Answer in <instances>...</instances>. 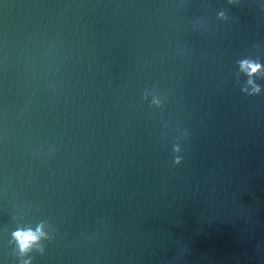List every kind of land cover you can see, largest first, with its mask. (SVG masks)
<instances>
[{
  "label": "water",
  "instance_id": "95a60500",
  "mask_svg": "<svg viewBox=\"0 0 264 264\" xmlns=\"http://www.w3.org/2000/svg\"><path fill=\"white\" fill-rule=\"evenodd\" d=\"M0 264H264V0H0Z\"/></svg>",
  "mask_w": 264,
  "mask_h": 264
},
{
  "label": "clouds",
  "instance_id": "9594fccd",
  "mask_svg": "<svg viewBox=\"0 0 264 264\" xmlns=\"http://www.w3.org/2000/svg\"><path fill=\"white\" fill-rule=\"evenodd\" d=\"M243 63L245 67H251L252 72H255L258 68H260L259 64L250 65L247 61ZM14 235L19 239L21 252H25L31 247L34 242L38 241L45 234L40 229H37L35 232L31 230L17 231L16 233H14Z\"/></svg>",
  "mask_w": 264,
  "mask_h": 264
}]
</instances>
